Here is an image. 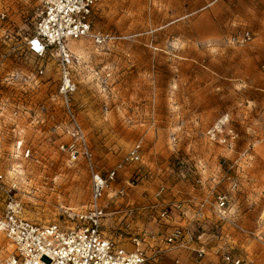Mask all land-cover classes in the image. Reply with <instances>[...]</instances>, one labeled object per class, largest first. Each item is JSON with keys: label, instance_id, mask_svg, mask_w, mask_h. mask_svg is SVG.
<instances>
[{"label": "rangeland", "instance_id": "obj_1", "mask_svg": "<svg viewBox=\"0 0 264 264\" xmlns=\"http://www.w3.org/2000/svg\"><path fill=\"white\" fill-rule=\"evenodd\" d=\"M39 4L0 0V215L13 195L24 216L65 223L66 209L89 203L91 174L61 149L70 122L55 98L57 61L27 47ZM244 29L250 42L231 40ZM93 31L115 38L98 45L88 37L70 47L78 59L73 104L97 168L106 173L140 139L145 147L143 164L119 173L116 184L128 194L111 203L130 204L135 213L110 215L103 229L117 237L122 219L138 227L142 191L152 194L161 183L167 191L159 200L184 204L188 221L201 199L213 205L226 191L227 217L210 206L201 225L182 224L196 238L161 264H221L225 249L264 264V0H102ZM225 117L221 141L210 139L207 131ZM227 175L238 180L235 190L227 191ZM199 234L207 245L203 257L196 252ZM12 250L0 232V264Z\"/></svg>", "mask_w": 264, "mask_h": 264}, {"label": "built area", "instance_id": "obj_2", "mask_svg": "<svg viewBox=\"0 0 264 264\" xmlns=\"http://www.w3.org/2000/svg\"><path fill=\"white\" fill-rule=\"evenodd\" d=\"M101 2L102 0H40L33 33L27 37L29 52L39 59L53 57L59 66L60 81L55 98L61 102L70 122L66 131L69 140L63 143L61 149L69 154L71 160L82 161L91 174L90 201L79 211L66 209L65 223L41 224L22 214L20 199L8 196L3 214L0 215V232L4 233L13 250L2 264H161V260L169 252L191 247L196 238L194 232L182 224L174 225L162 236L156 230L135 227V222L125 219L117 222V237L110 236L103 229L108 216L123 213V217H131L135 213L130 204L125 209H111V203L128 194L125 185L116 184L119 173L127 165L143 164L145 147L142 139L136 141L121 161L102 173L97 168L95 154L74 108L73 95L78 87L73 77V68L78 59L70 42L89 37L96 44L102 45L115 38L109 33L93 31V19ZM4 17L5 14L2 13V18ZM252 38L251 31L244 29L232 36L231 40L246 44ZM43 73L44 69L40 67L38 74ZM227 120V117L220 119L207 131L210 139L221 141V131ZM138 170V178L145 180L148 174ZM2 178L0 173V180ZM226 180L229 183L227 191L238 187L236 178L227 175ZM127 183L133 185L130 180ZM166 191V185L161 183L152 193L156 200L150 201L149 205L157 211V218L167 220L176 211L186 216L188 210L182 203L160 206L158 200ZM230 198L226 191H222L217 194L213 205L207 198L201 199L192 213L190 223L201 225L202 221L207 220L210 206H213L214 213L220 219L226 218ZM147 207L149 208L138 202V215L146 211ZM201 237L202 235H197L201 242L196 248L198 257L207 253V245ZM125 238L129 242L123 241ZM219 256L221 264H252L232 249L220 251Z\"/></svg>", "mask_w": 264, "mask_h": 264}, {"label": "crops", "instance_id": "obj_3", "mask_svg": "<svg viewBox=\"0 0 264 264\" xmlns=\"http://www.w3.org/2000/svg\"><path fill=\"white\" fill-rule=\"evenodd\" d=\"M152 187V186H151ZM148 187V191L153 190L154 187ZM144 191H142L140 195V201L141 203L146 204L149 206L147 207V210L140 213L138 215L137 224L141 228H147L149 230H156L158 231L159 235H165L168 233L174 225L177 224H189L190 221H188V215L184 216L180 213H174L170 218L167 220H160L157 218V211L153 208H150L149 205L150 201H152V194L151 191L148 194H143ZM178 199V198H177ZM176 199V200H177ZM156 200V199H155ZM173 201V199H168V196H165L162 200H159L160 206H163L165 204H170V202ZM207 215H211L210 212L207 213ZM190 217V216H189ZM210 220V219H209Z\"/></svg>", "mask_w": 264, "mask_h": 264}]
</instances>
